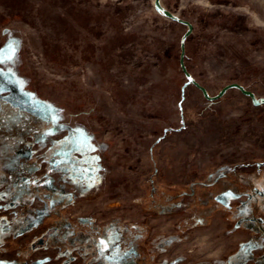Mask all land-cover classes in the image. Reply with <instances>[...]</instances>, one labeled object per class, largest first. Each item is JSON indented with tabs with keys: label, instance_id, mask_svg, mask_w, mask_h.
Returning a JSON list of instances; mask_svg holds the SVG:
<instances>
[{
	"label": "rangeland",
	"instance_id": "obj_1",
	"mask_svg": "<svg viewBox=\"0 0 264 264\" xmlns=\"http://www.w3.org/2000/svg\"><path fill=\"white\" fill-rule=\"evenodd\" d=\"M0 58V264H264V0H0Z\"/></svg>",
	"mask_w": 264,
	"mask_h": 264
},
{
	"label": "flooded vegetation",
	"instance_id": "obj_2",
	"mask_svg": "<svg viewBox=\"0 0 264 264\" xmlns=\"http://www.w3.org/2000/svg\"><path fill=\"white\" fill-rule=\"evenodd\" d=\"M1 102L3 104L6 105V108L8 109L14 106V101H12L11 99H9L8 96H4L1 97ZM11 100V101H10ZM8 106V107H7ZM10 111V110H9ZM7 114V113H5ZM12 114V113H11ZM1 131H0V135H1ZM4 161V159H2L1 155H0V200L4 202V205L6 207L9 208H14L17 207L18 205H21V209L18 210L17 212L14 213V215H12L11 217H5V216H0V251H3V244L6 242H10L12 240L15 239L14 235L16 234L15 231H13V223L14 220H18L20 218H25L28 216V209L30 207V200L32 195L30 194H24L21 193L20 199L17 198H13V195H15V193L18 192V187L13 185V182L11 179L15 178L14 175L12 173H4V168H2V162ZM3 169V170H2ZM5 175V179L4 181L2 180L1 175ZM55 213H59L57 210L53 211V214ZM60 218V217H58ZM57 223L59 224L58 226L62 225V227L68 228V226L65 227V225H69L70 227L74 228V230L76 231V234H80V237L77 236L78 238L75 239L74 243H70L68 240L69 234L71 232H64V229L62 231V239H54V236L52 235L58 229L57 226H53L52 228H48L46 230H44L43 232H41L40 234H38V236L32 238L29 243L27 244V247L24 248L23 250L19 249L17 252V259L18 261H24L26 258H28L29 256L32 255V253L38 249L41 248H45V247H58L59 248V255H64V257L66 259L60 261V263L58 264H71L73 263V261H75L77 259V254H81V258H82V252L79 251H75V249H77L78 246H80V239H84L82 238L83 233L81 232V228L80 226L77 224V222H70L66 219H60L59 221H57ZM74 231V232H75ZM79 232V233H77ZM98 233H93L95 234L97 237H87V239H91L95 242H97L100 238H102L103 235H99ZM14 245V243H13ZM12 245V246H13ZM14 249L16 250V245H14ZM86 254L85 256L88 255H92V258L95 260H98L101 256L98 257H93V254L96 253L97 251L100 252V255H102V257L105 255V249L104 248H96V247H88L86 248ZM74 252V255H72V253ZM103 253V254H102ZM19 256V257H18ZM84 262V260H83ZM83 262L81 261L80 263H77V261L74 264H83ZM90 264V263H89Z\"/></svg>",
	"mask_w": 264,
	"mask_h": 264
},
{
	"label": "trees",
	"instance_id": "obj_3",
	"mask_svg": "<svg viewBox=\"0 0 264 264\" xmlns=\"http://www.w3.org/2000/svg\"><path fill=\"white\" fill-rule=\"evenodd\" d=\"M9 108V107H8ZM12 108H16L15 110H17V107L14 105ZM10 109V108H9ZM255 178L257 179V181H262L263 180V175L262 174H257V175H255ZM82 233L84 232V231H81ZM92 231H90V232H88V231H86V232H84L83 234L84 235H86L87 237H97L95 234H93V233H91ZM262 233H264V232H262ZM104 233L103 232H99V235H103ZM99 237V236H98ZM239 251H241V249L239 250ZM239 251H236V252H234V253H231V255H230V257H228V259H226L227 260V262H226V264H233L234 263V261L237 259V258H240L239 260L240 261H243L242 259L246 256V257H248V255L247 254H243V253H239ZM103 254V253H102ZM98 256H101L100 255V252H96V253H94L93 254V257H98ZM252 258V257H251ZM256 258V257H255ZM254 258V259H255ZM93 258H92V255L90 254V255H86V257L84 258V262H83V264H89V263H91V260H92ZM251 260H253V258L251 259Z\"/></svg>",
	"mask_w": 264,
	"mask_h": 264
},
{
	"label": "water",
	"instance_id": "obj_4",
	"mask_svg": "<svg viewBox=\"0 0 264 264\" xmlns=\"http://www.w3.org/2000/svg\"><path fill=\"white\" fill-rule=\"evenodd\" d=\"M156 5L159 7V9L163 10V8L158 4L157 1H156ZM171 18H172L173 20H178V18H177L176 16H171ZM183 23L186 24V25L188 26V29H189V30H191L192 27H191V25H190L188 22L183 21ZM182 70L185 71V68L182 67ZM186 77H187L188 80L193 81V78H192V76H191L190 74L187 73V74H186ZM239 88H241V87L239 86ZM205 93H206V92H205ZM221 93H222V91L220 92V94H221ZM245 94H246V95H250V96L252 97V101H253V103H254L255 105H259V104L264 103V98H256V97H254L253 95H251L250 91H245Z\"/></svg>",
	"mask_w": 264,
	"mask_h": 264
},
{
	"label": "snow or ice",
	"instance_id": "obj_5",
	"mask_svg": "<svg viewBox=\"0 0 264 264\" xmlns=\"http://www.w3.org/2000/svg\"><path fill=\"white\" fill-rule=\"evenodd\" d=\"M0 62H2V58H0ZM101 243L103 244L104 242H103V241H101Z\"/></svg>",
	"mask_w": 264,
	"mask_h": 264
}]
</instances>
